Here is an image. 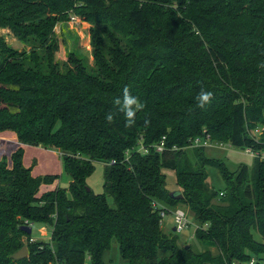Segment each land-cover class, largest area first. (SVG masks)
I'll return each mask as SVG.
<instances>
[{"label": "trees", "instance_id": "trees-1", "mask_svg": "<svg viewBox=\"0 0 264 264\" xmlns=\"http://www.w3.org/2000/svg\"><path fill=\"white\" fill-rule=\"evenodd\" d=\"M69 14L92 26V71L74 53L64 73L53 60L54 26ZM0 27L30 46L15 51L0 37V132L60 151L71 176L67 191L38 194L58 176H32L22 148L10 167L0 161V264H103L112 240L126 264L263 260L264 161L232 173L203 147L192 148L194 163L183 150L200 138L264 151L248 134L263 121L264 0H0ZM125 86L144 104L131 125L115 104ZM201 89L213 93L203 108ZM94 162L104 164L103 194L86 185ZM208 166L224 182L217 203ZM163 170L175 173L181 199ZM160 203L188 207L206 225L194 237L215 253L165 235ZM34 223L52 226V249L29 242L21 227ZM24 245L28 258L13 260Z\"/></svg>", "mask_w": 264, "mask_h": 264}, {"label": "rangeland", "instance_id": "rangeland-1", "mask_svg": "<svg viewBox=\"0 0 264 264\" xmlns=\"http://www.w3.org/2000/svg\"><path fill=\"white\" fill-rule=\"evenodd\" d=\"M92 26L82 21L74 14H69L68 19L59 21L55 24L53 32V41L55 44V51H53V60L57 63L59 70L64 73L69 67L67 63V54L74 53L75 56L81 58L86 69L88 71L94 70L92 47L90 45V30ZM0 37L5 44L15 51H29L30 46L19 42L8 28L0 27ZM257 127L249 131L248 134L256 142L264 139V112ZM193 143V142H192ZM190 144L183 150L185 156L194 163V156L192 154V148H195L194 144ZM18 148L23 150V166L25 168L32 167L31 174L34 177L45 175H57V180L49 186H42L38 194H41L50 190H63L67 191L69 183L71 182V176L69 174V167L67 163H64L63 153L55 149H44L43 147L23 145L17 141L16 135L12 131L0 132V161L6 160L8 167H10V156ZM204 149V155L212 160L222 162L230 172H237L241 166H246L247 169H251L253 160L258 158L264 161V151L254 152L249 149H237L226 143L211 142L207 144ZM73 165V164H72ZM93 171L86 179V185L96 195L103 194V170L104 164L100 162L92 163ZM165 175V188L169 193L180 192V188L176 184L175 173L172 170H163ZM207 179L206 186L217 192V198L214 203L219 202L220 194L224 189V182L214 167H206ZM66 197L70 198V194L67 192ZM107 202L110 206L113 205L110 196H107ZM160 207L167 210L165 216L160 221V228L162 232L167 236L175 235L177 237V243L179 247L191 246V249L195 253H201L206 249L215 253V250L208 243H201L194 237L195 230L199 228H205L206 225L200 224L195 220L193 213L183 204H177L175 207H171L167 204L160 203ZM175 209H181L186 213L188 220L187 227L180 233L173 232V211ZM31 238L35 242H44L52 249L53 243L51 240L52 226L46 223H34L31 227ZM254 239L262 241L260 235L253 232ZM25 243V240H23ZM25 246V245H24ZM263 260L259 261L256 258V264H264V255H260ZM28 258V254L26 256ZM237 264H248L247 262H235ZM41 264V263H40ZM48 264H52L51 262ZM56 264V263H54ZM103 264H126L121 258L117 243L112 240L109 249L104 253Z\"/></svg>", "mask_w": 264, "mask_h": 264}, {"label": "clouds", "instance_id": "clouds-1", "mask_svg": "<svg viewBox=\"0 0 264 264\" xmlns=\"http://www.w3.org/2000/svg\"><path fill=\"white\" fill-rule=\"evenodd\" d=\"M212 98V92L201 89L197 96L198 106L203 108L211 102ZM115 104L120 106L119 111L123 112L125 115L128 125L135 123L136 112L142 110L144 107V104L139 100V98L131 94L127 86L123 89L122 98L116 99ZM106 120L111 122L113 120V115L111 113L106 115Z\"/></svg>", "mask_w": 264, "mask_h": 264}, {"label": "built area", "instance_id": "built-area-1", "mask_svg": "<svg viewBox=\"0 0 264 264\" xmlns=\"http://www.w3.org/2000/svg\"><path fill=\"white\" fill-rule=\"evenodd\" d=\"M165 138L163 137L160 142L158 144H156L153 149L156 153H162L165 150V142H164ZM195 145V147H205L207 144H210V141L208 139H195L192 141ZM138 150L142 151L143 153L146 152V150L140 146L138 147ZM156 207L161 208L159 205H156ZM165 212H167V210H165L164 208H162V210L159 212V217H160V221L161 219L165 216ZM173 224H174V229L176 233H180L181 231H183L187 225H188V220L186 217V213L181 210V209H175L173 211ZM30 227H32V225H28ZM30 243L34 242L33 238H31L29 240ZM248 264H256V258L252 257L250 258V260L247 262ZM231 264H237L235 262L231 263Z\"/></svg>", "mask_w": 264, "mask_h": 264}, {"label": "water", "instance_id": "water-1", "mask_svg": "<svg viewBox=\"0 0 264 264\" xmlns=\"http://www.w3.org/2000/svg\"><path fill=\"white\" fill-rule=\"evenodd\" d=\"M170 197L175 199V200H179L182 198L181 194L177 193V192H172L170 193ZM21 230L23 232H25L26 234L30 235L32 230L30 226H22ZM173 232H175V229H172ZM187 248V247H186ZM27 256V248L26 246H23L20 250H18L13 256L12 259L13 260H22L25 259Z\"/></svg>", "mask_w": 264, "mask_h": 264}]
</instances>
